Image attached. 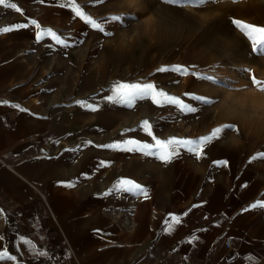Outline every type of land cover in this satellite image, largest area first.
<instances>
[{"label": "crops", "instance_id": "crops-1", "mask_svg": "<svg viewBox=\"0 0 264 264\" xmlns=\"http://www.w3.org/2000/svg\"><path fill=\"white\" fill-rule=\"evenodd\" d=\"M6 2L22 11L0 6V28L29 26L0 34V101L9 102L0 103V248L16 264H264V208L244 211L260 200L258 188L245 175L217 166L202 172L186 160L175 165L180 170L164 165L158 180L157 159L94 146L91 128L81 139L87 127L77 121L88 114L62 111L46 92L57 86L62 46L48 37L38 42L29 21L55 31L72 55L92 28L61 0ZM69 72L76 87L75 60ZM120 178L146 187L149 198L104 195ZM189 209L171 234L163 231L169 213ZM193 234L198 240L188 243Z\"/></svg>", "mask_w": 264, "mask_h": 264}, {"label": "rangeland", "instance_id": "rangeland-1", "mask_svg": "<svg viewBox=\"0 0 264 264\" xmlns=\"http://www.w3.org/2000/svg\"><path fill=\"white\" fill-rule=\"evenodd\" d=\"M129 2L76 0L93 19L121 15L124 25L107 24L111 37L95 29L87 32V43L76 55L62 46L58 62L54 57L58 80L53 84L57 86L47 89V94L62 111L88 114V119L77 122L87 127L80 133L81 139L92 129L94 146L126 139L150 142L138 127L145 119L153 124L154 134L165 140L172 136L197 139L216 127L235 124L239 131L222 133L205 147L201 159L182 153L168 164L173 171L180 170L175 165L186 160L195 169L197 163V170L204 172L216 169L214 161L226 160L224 171L245 175L264 200V159L249 162L257 153H264V92L252 85L253 79L264 82V56L255 52L251 43L252 38L258 42L264 37V27H259L264 26V0H137L132 6ZM134 26L139 30L137 35L131 33ZM61 28L62 32L68 30L64 23ZM74 60L76 87L68 84ZM175 64L187 66L189 74L156 71ZM201 75L211 76L216 83L201 80ZM116 81L152 82L199 111L182 114L172 106H155L150 100L138 102L132 109L104 101ZM185 93L204 95L213 103L204 106ZM78 100L98 103L99 110H87L76 103ZM164 165L158 161V180L167 174Z\"/></svg>", "mask_w": 264, "mask_h": 264}, {"label": "snow or ice", "instance_id": "snow-or-ice-1", "mask_svg": "<svg viewBox=\"0 0 264 264\" xmlns=\"http://www.w3.org/2000/svg\"><path fill=\"white\" fill-rule=\"evenodd\" d=\"M43 3V0H41ZM95 3L101 4L104 0H94ZM166 2L170 3H180L182 0H166ZM193 3H196L197 0H192ZM0 6H3L8 9L15 10L16 12H21L22 9L16 4L12 2H6V0H0ZM61 7L70 8L75 17L80 18L85 24L90 26L92 29L99 30L107 37H111L113 35L112 31H106V25L109 23H116L121 26L124 25V18L121 15H113L107 17L103 21H97L93 19L90 15L86 14L84 10H82L81 6L76 3V0H64L60 5ZM29 23L35 27V38L39 42L46 37L51 38L56 44L61 46H67L66 41L61 38L55 31L51 28H42L41 25L35 20L32 19ZM29 24H12L9 26H5L0 28V34H6L12 32L14 30H18L21 28H27ZM264 27V26H259ZM251 43L253 45V50L255 52L258 51L260 56H264V37L259 38L257 42V38H252ZM159 73H175L180 76H186L189 74V68L187 66H182L180 64H175L171 66H161L156 69ZM193 76L197 74L193 71L191 73ZM201 80L210 81L212 84H215L216 81L208 75L199 76ZM252 85L256 87L259 91L264 92V82L259 81L257 79L252 80ZM110 95L104 97V101L112 103L114 105L125 106L128 109H132L136 106L138 102L150 100L151 103L158 107H166L172 106L177 111L182 114H192L199 111V108L194 106L193 104L187 103L185 99L178 97L176 95L169 94L168 92L158 89L157 86L152 82H120L116 81L110 88ZM185 96L189 99L202 104L204 106L211 105L213 100L204 96V95H193L191 93H185ZM0 103L7 104L8 101H0ZM78 105L81 107L95 112L99 110V104L89 103L88 101H76ZM19 111H27L20 107V105H13ZM139 129L146 134L147 137L150 138V142L141 141L139 139H126L123 141H117L107 145H97V147L110 148L117 151H125V152H135L148 157H153L158 161L167 165L171 163L174 159L181 156L182 153L190 154L194 156L197 160L201 159L204 155V149L207 145L213 142L215 139L219 138L222 133L225 131H236L238 132V126L235 124H225L222 127H216L212 130L211 134L201 136L197 139L191 138H179L176 136L169 137L168 139L158 138L154 134V126L153 124L145 119L142 120L139 124ZM134 131V129H125V132ZM91 143V142H88ZM75 151V150H73ZM257 159H264V153H257L253 157H251L249 162H252ZM214 164L217 167H226L228 165V161L219 160L214 161ZM101 166H106L105 162H102ZM67 187H74L75 182L67 181L61 182ZM127 193L131 194L135 197H142L143 199L149 198L148 189L142 186L140 183L136 182L130 178H120L118 179L113 186L108 190V192L104 193V195H109L112 193ZM193 207H198V205H193ZM256 208H264V200H257L256 202L249 205L248 208L244 209V211H249L251 209ZM191 209L182 213V214H173L169 213L168 216L163 221L165 227L163 231L165 233L171 234L176 226L182 223L183 217L188 215ZM3 210L0 209V213ZM99 231V230H97ZM4 239L3 236H0V241ZM198 237L193 234L188 243H193L197 241ZM20 241L22 244L27 245L31 250H36V245L32 243L30 239H27L23 236L20 237ZM36 254L40 257H46L48 253L46 251H37ZM18 261V257L10 253L9 249L6 247L0 248V264H7V262H13L16 264Z\"/></svg>", "mask_w": 264, "mask_h": 264}, {"label": "clouds", "instance_id": "clouds-1", "mask_svg": "<svg viewBox=\"0 0 264 264\" xmlns=\"http://www.w3.org/2000/svg\"><path fill=\"white\" fill-rule=\"evenodd\" d=\"M136 2H137V0H130V2H129V6L134 5ZM131 33H132V35H137V34L139 33L138 28L134 26V27L131 29Z\"/></svg>", "mask_w": 264, "mask_h": 264}, {"label": "built area", "instance_id": "built-area-1", "mask_svg": "<svg viewBox=\"0 0 264 264\" xmlns=\"http://www.w3.org/2000/svg\"><path fill=\"white\" fill-rule=\"evenodd\" d=\"M232 241H233L232 237H228L227 240H226L227 246H230Z\"/></svg>", "mask_w": 264, "mask_h": 264}]
</instances>
